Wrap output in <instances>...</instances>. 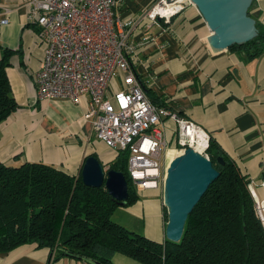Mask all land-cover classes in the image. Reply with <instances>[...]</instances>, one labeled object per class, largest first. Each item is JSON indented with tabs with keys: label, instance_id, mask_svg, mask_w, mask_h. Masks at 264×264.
I'll return each instance as SVG.
<instances>
[{
	"label": "crops",
	"instance_id": "0c3cea01",
	"mask_svg": "<svg viewBox=\"0 0 264 264\" xmlns=\"http://www.w3.org/2000/svg\"><path fill=\"white\" fill-rule=\"evenodd\" d=\"M28 1L0 0V18L8 19L0 27V44L13 51L6 74L19 106L0 124V162L15 167L42 163L76 175L85 158L94 155L108 169L117 154L96 138L91 122L83 118L88 98L78 105L37 99L34 75L40 69L43 48L37 27L29 20ZM156 1L125 0L116 14L121 20L135 17ZM252 2L250 15L264 27V0ZM146 26V21L139 24L129 42L136 53L134 73L147 98L198 124L264 199V53L245 59L228 49L212 52L206 41L211 32L193 5L169 23ZM112 87H120V82H112ZM157 128L167 147H172L174 122L164 119ZM137 193V201L117 208L111 220L163 243L162 190ZM48 254V249L27 244L0 255V264H46ZM111 262L140 264L121 254H114ZM51 264L85 263L62 258Z\"/></svg>",
	"mask_w": 264,
	"mask_h": 264
},
{
	"label": "trees",
	"instance_id": "16d2710c",
	"mask_svg": "<svg viewBox=\"0 0 264 264\" xmlns=\"http://www.w3.org/2000/svg\"><path fill=\"white\" fill-rule=\"evenodd\" d=\"M256 29V37L228 50L245 59L263 54L264 27L256 22ZM0 53L1 124L19 106L6 74L13 51L0 44ZM207 155L219 175L187 217L178 243L151 241L111 220L117 208L138 199L127 172V153H118L108 165V170L122 173L128 183V199L123 204L104 186L84 185L82 166L76 175H69L42 163L15 167L0 162V255L35 244L38 249H48L46 264L62 258L112 264L114 254L140 264H264V230L247 190L249 180L211 137ZM165 218L167 221V213Z\"/></svg>",
	"mask_w": 264,
	"mask_h": 264
},
{
	"label": "built area",
	"instance_id": "2783aa9c",
	"mask_svg": "<svg viewBox=\"0 0 264 264\" xmlns=\"http://www.w3.org/2000/svg\"><path fill=\"white\" fill-rule=\"evenodd\" d=\"M124 1H28L29 20L35 23L43 48L41 66L34 75L37 99L78 105L88 98L83 118L91 122L96 138L107 148L127 153V172L135 190H163L168 163L187 148L209 158L210 136L195 122L150 102L134 73L136 53L129 38L143 21L148 28L169 23L193 4L157 0L141 14L121 20L116 9ZM6 24L3 16L0 27ZM116 80L120 87L114 89ZM164 119L176 126L170 148L157 128ZM247 190L264 230V199L257 197L251 181Z\"/></svg>",
	"mask_w": 264,
	"mask_h": 264
},
{
	"label": "water",
	"instance_id": "95a60500",
	"mask_svg": "<svg viewBox=\"0 0 264 264\" xmlns=\"http://www.w3.org/2000/svg\"><path fill=\"white\" fill-rule=\"evenodd\" d=\"M189 1L211 32L206 41L212 52L225 51L232 45H242L256 37L255 19L248 15L253 0ZM217 160L224 163L222 158ZM80 174L84 185L104 186L118 203L123 204L128 199V183L124 175L104 169L95 157L85 159ZM218 175L209 158L191 148L168 163L162 190V203L167 213L165 240L172 243L181 240L187 217Z\"/></svg>",
	"mask_w": 264,
	"mask_h": 264
},
{
	"label": "rangeland",
	"instance_id": "374dc122",
	"mask_svg": "<svg viewBox=\"0 0 264 264\" xmlns=\"http://www.w3.org/2000/svg\"><path fill=\"white\" fill-rule=\"evenodd\" d=\"M254 190H255V193H256L257 197H258L259 199H262L263 197H261V194L259 193V191L256 190V188H255Z\"/></svg>",
	"mask_w": 264,
	"mask_h": 264
}]
</instances>
